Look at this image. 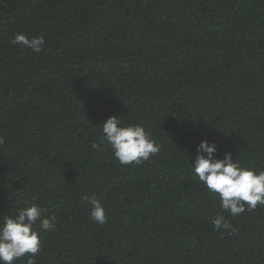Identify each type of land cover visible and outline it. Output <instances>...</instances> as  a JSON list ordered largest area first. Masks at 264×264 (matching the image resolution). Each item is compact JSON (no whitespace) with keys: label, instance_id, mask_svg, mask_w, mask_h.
<instances>
[{"label":"trees","instance_id":"1","mask_svg":"<svg viewBox=\"0 0 264 264\" xmlns=\"http://www.w3.org/2000/svg\"><path fill=\"white\" fill-rule=\"evenodd\" d=\"M109 116L160 152L121 165ZM201 140L264 169V0H0V219L28 203L57 217L34 226L36 264H264V207L213 230L219 200L190 165Z\"/></svg>","mask_w":264,"mask_h":264},{"label":"clouds","instance_id":"2","mask_svg":"<svg viewBox=\"0 0 264 264\" xmlns=\"http://www.w3.org/2000/svg\"><path fill=\"white\" fill-rule=\"evenodd\" d=\"M44 36L29 38L17 33L11 39L20 45L40 52L45 44ZM101 142L112 149L113 157L121 165L141 164L160 152V145L141 124L125 125L116 116H109L101 123ZM93 149L98 144L91 145ZM218 145L201 140L196 145L197 155L191 165L197 180L219 200L220 212L212 220L214 231H225L229 235L237 230L222 213L238 217L252 212L258 205L264 207V169H253L233 161L231 153L225 152L217 158ZM90 204V217L93 222L103 225L107 222L103 203L95 197H85ZM46 232L56 229L57 217L45 216L44 210L36 203H28L16 209L14 215L0 219V264H13L26 256V264H36V255L42 249V242L35 225Z\"/></svg>","mask_w":264,"mask_h":264}]
</instances>
